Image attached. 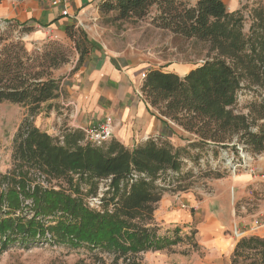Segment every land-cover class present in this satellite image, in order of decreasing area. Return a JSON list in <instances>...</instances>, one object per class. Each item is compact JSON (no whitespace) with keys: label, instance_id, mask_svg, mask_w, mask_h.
Returning a JSON list of instances; mask_svg holds the SVG:
<instances>
[{"label":"trees","instance_id":"obj_1","mask_svg":"<svg viewBox=\"0 0 264 264\" xmlns=\"http://www.w3.org/2000/svg\"><path fill=\"white\" fill-rule=\"evenodd\" d=\"M97 9L99 14L114 13L115 21L140 20L154 12L151 25L156 29L208 45V59L186 75L151 68L142 79L140 94L147 112L168 131L174 125L193 137L182 148L227 149L235 141L230 146L235 154L238 145L264 154V127L257 132L251 129L264 120V98L247 115L233 112L241 90H264V3H247L229 12L221 0H104ZM72 27L66 32L79 53L77 71L88 42ZM66 62L58 50L45 51L30 62L22 46L4 45L0 49V104L26 107L29 118L38 115L42 105L49 110L64 94L62 78H55L53 71ZM29 118L13 140L12 170L0 176V255L12 244L45 240L100 250L120 259L162 251L180 241L178 229L160 234L153 222L155 207L167 191L165 184L174 181L164 176L181 170V147L161 145L155 138L131 149L115 140L93 147L81 143L80 130H65L55 140ZM31 172L65 181L69 192L34 184ZM182 189L177 186L173 191ZM84 191L90 198L100 194L99 211L80 199ZM246 251L258 252L259 258L247 254L242 264H264V241L241 240L234 258Z\"/></svg>","mask_w":264,"mask_h":264},{"label":"rangeland","instance_id":"obj_2","mask_svg":"<svg viewBox=\"0 0 264 264\" xmlns=\"http://www.w3.org/2000/svg\"><path fill=\"white\" fill-rule=\"evenodd\" d=\"M259 3H264V0H253L251 6ZM153 15L154 12H151L140 20L115 21L114 13H93L87 14L80 24L78 19L73 20L77 24L73 31L78 36L83 34L88 42L83 47L86 49L83 64L77 71L80 68L83 69L84 65L87 68L93 58L97 59L99 50L118 58L129 51L140 49L149 56L150 66L161 69L179 70L180 67L187 68L202 64L208 59L207 44L185 40L167 31L156 29L151 25ZM66 29L61 33H47L45 30L44 35L39 37L37 34L38 37H35L33 29L27 33L23 32L24 29L17 24L0 21V49L9 44L22 46L28 53L30 62L49 50L61 51L67 58L65 64L53 71L55 78H62L64 91L62 100L58 99L51 103L49 110L42 105L40 113L29 118L26 107L7 102L0 104V176L9 174L12 170L13 140L25 119L29 118L35 127L41 126V131L52 130L50 136L55 140L61 139L67 129L65 126L70 120L68 117L63 118L62 115L64 112L69 115L72 106L66 108L65 101H69L75 95L74 91L76 92L77 89L74 87L79 85V80L85 72L80 75L74 71L79 53ZM31 33L33 34L30 35ZM142 75L143 73L138 77L140 80ZM136 95L141 98L139 91ZM263 98L264 90L258 88L241 90L233 107L234 114H249L252 107L260 106ZM171 126L172 132L168 131L163 124L161 136L164 139L157 137L155 138L157 142L161 145L170 144L166 140L169 138L172 141H183L184 147L187 146L188 143L185 140L187 138L192 140L193 137L185 134L178 127ZM260 126L264 127V120L257 121L251 129L257 132ZM233 144L235 141L230 146ZM230 146L227 149L207 147L200 151L181 147L183 152L180 172L178 174L168 172L164 176L165 178L173 177L174 181L171 185L166 183L164 186L167 191L155 207L153 225L159 229L160 234L178 229L177 236L180 241L175 246L162 251L128 254L116 259L114 255L100 250L89 251L86 248H72L39 240L29 244L10 245L0 255V264H203V261L207 259L206 255L213 254L216 250L227 254L228 264H242L245 262L244 258L249 257L258 259L259 253L256 251H246L235 259L234 249L237 243L246 239H238L239 232L243 228L242 224H248L252 218L264 212V154H253L242 150L241 145L237 146L235 154ZM31 174L34 184L39 183L43 187L52 186L54 189L62 188L69 192L65 181L56 182L57 180L47 179L43 174L33 172ZM158 183L163 184L161 181ZM177 186L183 189L173 191ZM99 187L103 190L101 184ZM79 197L89 209L99 211L92 204L86 191ZM166 210L177 211L179 217L176 222L165 221V224L160 222L161 225L157 219L162 214L164 216ZM222 210L223 224L220 225L216 222L221 221L218 220L220 218H216ZM231 212L233 217L230 215ZM206 213H211L215 223L211 231L201 225L197 229V225L203 221ZM182 216L191 217L192 221L186 223Z\"/></svg>","mask_w":264,"mask_h":264},{"label":"crops","instance_id":"obj_3","mask_svg":"<svg viewBox=\"0 0 264 264\" xmlns=\"http://www.w3.org/2000/svg\"><path fill=\"white\" fill-rule=\"evenodd\" d=\"M104 0H70L69 17H62L61 10L52 3L39 0H0V21L15 23L29 29H33L35 37H41L47 33H61L67 27H76L87 14H98V4ZM195 1V0H193ZM229 12L238 11L245 4H251L253 0H221ZM76 17V18H74ZM31 33L30 35H32ZM34 37V36H33ZM43 37V36H42ZM97 59L88 64V67L77 71L80 75L79 85L74 88V96L65 101L69 106V115L64 112L63 118L68 117L70 122L65 126L68 130H80L101 124L106 117L113 121L112 138L125 148L131 149L150 138L164 139L163 124L156 117L150 115L142 99L137 96L140 92L142 80L138 77L148 69H161L150 66L149 56L142 50L129 51L118 58L108 55L103 50L97 52ZM195 66L177 69L163 68L166 73H173L180 77L186 75ZM76 74V73H75ZM78 77V76H77ZM73 94V92H69ZM136 93V94H135ZM141 96V95H140ZM62 100V97H60ZM59 103V102H58ZM63 105V104H62ZM36 125V124H35ZM40 129L41 126H36ZM50 135L52 130H42ZM186 134V133H185ZM174 148L184 147L183 141L166 139ZM191 140V138H187ZM186 143L188 141L185 140ZM164 211V210H163ZM221 213L217 214L218 220L222 219ZM211 213H206L201 223L197 225L211 231L214 221ZM228 214V213H227ZM156 215V214H155ZM230 215L233 214L232 212ZM156 217V216H155ZM179 215L177 211H167L159 217L158 222L165 224L176 222ZM186 223L191 222V217L182 216ZM228 217V215H227ZM156 219V218H155ZM166 221V222H165ZM224 221V220H223ZM222 225L223 222L216 221ZM162 225V224H161ZM161 253V252H160ZM227 254L216 250L215 253L206 255L203 264H228Z\"/></svg>","mask_w":264,"mask_h":264},{"label":"built area","instance_id":"obj_4","mask_svg":"<svg viewBox=\"0 0 264 264\" xmlns=\"http://www.w3.org/2000/svg\"><path fill=\"white\" fill-rule=\"evenodd\" d=\"M43 2H49L57 6L61 10L62 17H69V6L70 0H39ZM144 78V74L142 78ZM112 126L113 121L110 117H106L104 121L97 125L87 128H81L80 131L82 133V144H88L93 147H100L106 143H108L112 138ZM100 194L96 198H90L95 205V208L99 210V198ZM90 201V202H91ZM242 231L239 232L238 239L243 238H258L264 241V212L262 215L258 217L252 218V220L248 224H242ZM236 235V234H235ZM238 235V234H237Z\"/></svg>","mask_w":264,"mask_h":264}]
</instances>
